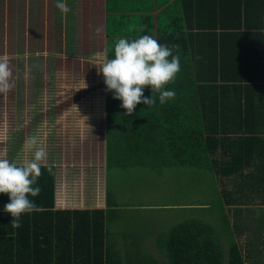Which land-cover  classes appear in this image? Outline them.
<instances>
[{
    "label": "trees",
    "instance_id": "trees-1",
    "mask_svg": "<svg viewBox=\"0 0 264 264\" xmlns=\"http://www.w3.org/2000/svg\"><path fill=\"white\" fill-rule=\"evenodd\" d=\"M117 1H109L107 11L108 58H114L118 39L150 35L170 48L178 45L173 55L179 54L181 70L175 81L165 86V90L175 91L174 99L160 104L158 94H154L155 104H137L131 116L125 115L122 101L115 99L114 90L108 91L105 84L109 166L155 160L159 172L165 164L209 170L215 165L218 176L233 179L232 189L222 190L225 205L239 206L257 198L264 203V77L260 69L252 71L247 60L250 57L252 64L254 59L264 60V0H199L188 18L196 27L194 33L186 32L182 16L163 26L160 20L139 15L137 10L132 14L118 11L123 6ZM189 35L201 43L195 64L183 58ZM211 54L212 62L207 66L202 58ZM242 81L248 84L243 86ZM143 92L145 97L152 95L150 86ZM218 149L222 154L219 159L213 157ZM41 171L33 186L42 191L36 197L29 196L39 210L22 214L21 227H12V217L4 211L9 196L0 193V264H142L140 260L145 264H247L250 257L257 263L258 239L243 247V253L232 238L225 256L206 220L184 221L167 232L168 260L152 258L150 263L138 257L135 263L136 243L114 247L107 242V217H118L119 213L111 214L112 209L109 213L110 207L56 208L55 167L51 173L45 168ZM111 186L109 179L106 187L112 197ZM123 250L131 253L126 263Z\"/></svg>",
    "mask_w": 264,
    "mask_h": 264
},
{
    "label": "rangeland",
    "instance_id": "rangeland-1",
    "mask_svg": "<svg viewBox=\"0 0 264 264\" xmlns=\"http://www.w3.org/2000/svg\"><path fill=\"white\" fill-rule=\"evenodd\" d=\"M18 1V4L16 0L15 3L21 9L20 15L36 18L28 22L25 21L26 25H30V29L24 40L16 44V40L12 39L13 35L10 33L11 38L3 43L5 53L19 52L24 49L26 53L10 59L9 67L12 77L9 82L12 87L3 96L0 94V109L3 103L7 102L9 119L19 121L21 126V128H17L16 123H9L4 130L3 125L8 121H0V157L6 156L8 160L16 161H24L30 157L32 159L34 149L26 150L25 141L28 137L35 136L32 134L34 125L42 123L40 124L43 132L42 140L38 139V146L46 148V162L56 165L60 171L61 179L63 177L71 179L73 188L70 187L69 180L57 181L64 196L68 194L69 197L66 198H70L72 191L81 193L85 191L86 187L87 190L90 187L93 191L105 193L102 179L94 181L92 176L97 175L96 166L101 164L104 167L106 163L104 162V151L107 119L103 106V91L106 87L103 73L98 72L97 69L99 63L93 62L95 55L91 54L94 51L92 39L88 40L86 36L91 35V28L89 27L90 30L86 28L84 33L81 30L83 29L81 25L83 14L86 15L85 22L91 23L92 21L93 25L99 26L104 25V14L97 13L93 17V12H90L86 5H82L80 0L73 1L72 6L70 2L67 3L71 9L67 14L61 13L56 8L57 0ZM27 11L29 12L27 13ZM8 14H10L9 17L4 19L3 16ZM14 16V4L11 11H4L0 8V33L1 31L8 33V29L12 28L16 20ZM36 21L39 23L38 25H34ZM164 21L170 20L165 19ZM51 22L60 26L61 39L65 40L66 36L72 35L61 28L65 23L73 28L66 29L76 30L75 36L78 38L70 36V40L63 43L57 30L55 38L57 45L50 44V29L53 25ZM39 25L40 37H38ZM20 29H23L21 23L17 24V31ZM98 36L105 41L103 28L101 35ZM11 39L12 44H10ZM54 50H63L65 54L54 55ZM84 93L90 96L87 103ZM78 101L83 104L82 107H85V114L79 112ZM90 104L92 108L89 107ZM0 112L2 113L1 110ZM24 112L30 118L26 122L23 119ZM78 115L82 117L71 123V118H77ZM69 120L70 125H56L61 136H58V133L57 136H49L48 132H51L49 128L52 129L53 121L65 123ZM11 125L14 128L9 130ZM73 156H80V165L79 158L72 159ZM101 156L103 162L99 160ZM95 164L97 165L95 166ZM129 164H126L129 170L125 165L119 169L115 167L110 169L107 172V177L114 181L113 186L110 187L114 200L117 202L121 195L125 196V201L122 204L126 208L121 209L120 216L126 219L130 229L135 232L137 240L136 246H133L134 256L140 254L157 260H168V254L165 252L167 250L165 249L167 232L178 223L188 220L208 221L226 256L232 239L230 232L232 223L228 209L222 200L221 190L222 186L226 188V184L222 185L220 176L215 175L213 170L196 166H187L181 171L175 169L177 167H172L165 169L168 170L167 172H155V170L150 171L148 167ZM101 172L103 175V168ZM230 184V182L227 184V188H230ZM77 186L78 189L75 188ZM128 194L131 195L129 198ZM245 204L248 206L245 208L246 210H255L256 212L264 210V206L256 203ZM199 205L207 207L201 208L203 206L199 207ZM114 209L116 206L111 210V214ZM230 212L232 213L231 209ZM248 218L249 216L244 221L240 220V223L234 227L235 238L238 240L237 235H242L245 244L248 236H244V234L247 233V235H251L250 237L254 235L252 242L258 238V246L261 240L264 241V223L248 220ZM140 219H144L148 223L146 230L137 222ZM115 223L118 224V220H115ZM239 227H243V229L237 233ZM122 228L129 229L128 226H122ZM152 233H154L153 237ZM258 249L260 251L257 263L251 262L250 257L247 259V264H264V243L259 244ZM243 250L245 253V248ZM121 254L124 263H126V257L131 258L130 252L125 253L123 250ZM140 262L145 264L143 260Z\"/></svg>",
    "mask_w": 264,
    "mask_h": 264
},
{
    "label": "crops",
    "instance_id": "crops-1",
    "mask_svg": "<svg viewBox=\"0 0 264 264\" xmlns=\"http://www.w3.org/2000/svg\"><path fill=\"white\" fill-rule=\"evenodd\" d=\"M73 1L76 2V0H66V3L70 2V5H71ZM109 1H111V0H80L79 1L82 5H86V7L89 9L90 12L94 13V14L92 13L93 17L97 13L104 14L103 18H104L105 22H104V25H102V26L93 25L92 21H91V23L85 22L86 15L85 14L82 15V23H81L82 28H83V29H81L82 32L84 33L86 28L89 29V30L91 28V35L90 36L86 35V36H87L88 40L92 39V45H94V51L91 54H93V55H95V53L107 51V41H106L107 40V33H106V29H107V11H108V5H110ZM114 1L115 0H112V3ZM118 1L123 6L122 8H119L120 10H118V11H123L124 12V11L127 10V12L129 14H132L133 12H135L137 10L136 13H138L139 15H141L140 13H142L145 16L149 15V16H151V18L153 17V19H155V20H160L161 23L163 24V26L172 25L169 21L165 22L164 21L165 19L174 22V21H176L179 18V16H182L183 19L181 18V21H184L186 32H190V30H191L194 33L195 30H196L195 29L196 27L191 26V24L188 22L189 21L188 18H190L193 15L192 13L195 11V9H193V8L197 5L199 0H118ZM16 3L18 4L19 1L17 2V0H16ZM16 3H15V0H0V8L4 9V11H6V10L11 11L12 6L14 4V7H15L14 19H16L14 21V24H13L12 28L8 29L9 30L8 33L7 32L3 33L2 31L0 33V37H1L0 44L2 43L0 45V56H3L5 54H7V55H9L12 58L14 56L22 55V54L26 53L25 49L24 50H20L19 52L5 53L6 50H4V47H3V43L6 40H9L11 37H12V39L16 40V44H18L21 40H24L26 35L29 32L28 30L30 29L29 28L30 25H26L25 21L28 22L31 19L33 20V19L36 18V17H32V16H27V15H20L21 14V9H20L19 6L16 5ZM199 7H201V5H199ZM122 9H124V10H122ZM113 10L116 11L115 9H113ZM200 10H202V9H200ZM28 12L29 11H27V13ZM9 15L10 14L4 15L3 18L7 19L9 17ZM92 15H91V17H92ZM10 19H12V18L10 17ZM96 20H98V17H96ZM19 23H21L23 29H20V30L17 31V24H19ZM51 23H53V25H52V27L50 29V44L56 46L57 43H55V38L57 36L56 35L57 30L59 31V38L61 39L60 26L56 25L55 22H51ZM38 24L39 23H37V21H36V23L34 25H38ZM68 27L72 28V26H70V25H68L66 23L62 24V26H61V28L63 30H66L65 31L66 33H68V34L72 33V35H68V36L65 35L66 36L65 40H63V38L61 39V41H63V43L65 41L70 40V36L72 38H76V39L78 38V37L75 36L76 30H72L73 28L72 29H66ZM38 28H39V32H38L39 36L38 37H40V35H41L40 34V25H39ZM102 28L104 29V34H105V37H106L105 41H103L102 38H100L98 36V35H101ZM192 28H194V29H192ZM97 29H100V31L97 32ZM71 30H72V32H71ZM10 33H12L13 36L10 37V35H9ZM82 36H84V35H82ZM34 37L38 38L36 36H34ZM188 37H189L188 38L189 40L185 42V44L187 46V49L183 53V58H184V60H187L189 62L192 61L195 64L196 62H199V58H200V44L201 43H200V41H196V38H195L194 35H189ZM12 39L10 40V44H12ZM246 39L247 40H251V39H255V37H246ZM258 40H260V42H261L262 38L259 37ZM197 43H198V51L196 49V44ZM7 51H8V49H7ZM197 53H198V56H197ZM53 54L54 55H59V54H65V52H63V50H61V51L54 50ZM217 54H218V58L220 59V54L219 53H217ZM211 59H212V54L208 58L203 57L202 58V62L206 63L207 66H209L211 64V62H212ZM247 60L249 62L250 69L252 71H254L255 73H256L257 70L260 69L261 70V76L264 77V60L262 62H259V61H255V59H254L253 60V64H252V60L250 59V57H248ZM209 61H211V62L208 64ZM205 66L206 65H204V66L202 65V68H204V70H206ZM198 69H200V68H198ZM236 83H238V82H236ZM242 84L244 86V85H246L248 83H246L245 81H242ZM82 90L84 91V88H82ZM0 94L3 96V94H5V93H0ZM84 94H86V93H84ZM85 96L87 98V100H86V103H87L90 96L87 95V94ZM255 97L259 101L260 97L258 95L255 96ZM6 104H7V102H4L3 105L1 106V109H0L2 111V113L0 112V121H8V123L3 125V129L9 123H12V124L16 123L18 125L17 128H21V126L19 125V121H17V120L14 121L13 119H9V112H8L9 109L6 106ZM81 105H83V104H81L80 101H78L77 102V108L80 109L79 112H82L83 114H85V110H84L85 107H82ZM89 107L92 108L91 104L89 105ZM93 109H95V108H93ZM104 114H105V107H104ZM23 115H24L23 116L24 122L30 120V118L25 115V112L23 113ZM81 117L82 116L78 115L77 118H71L72 119L71 123L73 121L81 118ZM105 118H106V114H105ZM40 124H42V123H40ZM40 124H38L36 126L34 125V127L32 128V134H34L39 140H42L41 137H42L43 132H42V125H40ZM66 124L70 125V120L68 122H65V123H63V122L56 123L55 121H53L52 129L49 128V130L51 131V132H48L49 136L52 137V136H57V133L59 134L58 128H57L56 125H66ZM13 128L14 127L11 125L9 127V130H11ZM105 128H106V126H105ZM1 134H3V133H1ZM29 134H31V133H29ZM58 136H61V134H59ZM95 155H96V153H95ZM221 155H222L221 154V150L218 149L216 151V154L213 155V157L219 159L221 157ZM82 156H83V154H82ZM30 158H29V160H30ZM75 158H79V165H80V156L79 157H74L73 156L72 159H75ZM225 159H227V157H225ZM99 160L101 162H103L102 156L99 157ZM22 162H23V160H22ZM104 162H106L104 167H102L101 164L98 165V166H96L97 164H95V166H96L95 167V170H96L95 172L97 174L96 175L97 177L93 175L92 176V180L98 181V179H99L101 181V179H102V182H104L105 193H101V191L100 192L93 191V190L90 189V187H89V190H87V187H86L85 191H83L81 193L77 192V191H76V193H74V191H72V196L70 198H66V197H69L68 194H66L64 196V194L62 193L61 186L59 187L57 185V181H59V180H69V182H70L71 179H66V177H63V179H61L60 171H59V169L56 168V165L54 163H52V162L48 163V164L54 165V167H55V185H56L55 186V190H56V192H55L56 193L55 207L56 208H70V209L103 208L105 210L110 207V209L108 210L109 213H110V210L113 209L114 206H116V209H114V211L120 214L121 213V209H125L126 208L122 204V202L125 201V196L121 195L119 197V200L116 202L114 200V198H113V195H112V197H111V195H108L107 187H106V181L109 180V178L107 177V172H109L110 169L114 168V167H110L109 164H108V161H107L106 136H105ZM155 164H156V162H155V160H153L152 162L145 161L144 163H140V165L136 164V166L148 167L150 169V171H154L155 170V172H158L157 171V165L155 167ZM129 165L135 166L133 163H130ZM172 167H177L175 169H177L178 171H181V169H184L185 167H187V165H184V164L183 165H177V164H174V163L173 164H165L161 168H159V172L160 171L161 172H167L168 170H165V169H171ZM190 167H192V166H190ZM102 168L104 169V174L103 175H102V172H101ZM115 168L116 169L122 168V165L118 164V165L115 166ZM126 168L128 169L127 166H126ZM212 170H213L214 174L217 175L215 165H213ZM248 170L249 169H245L244 172H247ZM182 171H184V170H182ZM103 176H104V178H103ZM220 179H221L222 185L226 184V188H224L222 186V190H231L232 189V186L234 185V183L231 182L232 178L230 179V178H222L221 177ZM110 181H112L113 184H114V181L112 179ZM229 182L231 183L230 184V188H227V184H229ZM70 185H71L70 187L73 188L71 182H70ZM75 188L78 189V186L75 187ZM222 190H221V194H222ZM108 196L111 197L110 201H109V197ZM130 196L131 195L128 194V198ZM69 199H70V201H69ZM257 200H258V202H257ZM251 203H256L258 205L264 206V203L259 198H257L256 200L255 199L252 200L249 203V205ZM245 205H246L245 203L244 204L242 203V205H239V206H235V205L234 206L233 205L228 206V205H225V207L228 209V214L230 215V221L232 223L231 224V226H232V233H231L232 234V238L236 241V243L238 244L239 247H242V250H243V247H245L246 245L250 244V241L253 239L254 235L252 237H250L251 235H247V233H245L244 236H248V239H247L246 243L244 244L243 243L244 237L242 235L240 236L238 234L237 237L239 239L236 240L235 235H234V227L237 226L238 223H240V220L244 221V219H246V217H248V216H249L248 220H253V221H256V222H263L264 223V210H257V212L255 210H246L245 208H248V206H245ZM169 206H174V205H169ZM201 206H203V207H201ZM199 207L206 208L207 206L199 205ZM230 209H231L232 213L230 212ZM235 209H237V210H235ZM114 211H113L112 214H114ZM115 220H118V224H116V223L114 224ZM137 222L139 223V225L143 229H145L147 227L148 223L146 222V220L140 219ZM122 226L123 227L128 226L129 229H124V228H122ZM258 227H259V225H258ZM242 229H243V227H239L238 228L239 231L237 233L241 232ZM107 232H108L107 237H106L107 238V242L109 244L113 245L114 247H117V246L118 247H121V246L124 247L125 244L128 241L132 242V243H136V240H137L134 230L130 229V225H128L126 223V219L121 217V216L115 217L114 215H111V217L110 216L107 217ZM151 236L153 237L154 233H152ZM256 239H258V238H256ZM261 243H264V241L262 242V240H261L259 242V244L261 245ZM259 244H258V247H259ZM138 257H142V259H146L148 262H150L151 259H152V258L141 256L140 254H138L136 256H134V254H133L132 261H134L135 263L139 262Z\"/></svg>",
    "mask_w": 264,
    "mask_h": 264
},
{
    "label": "clouds",
    "instance_id": "clouds-1",
    "mask_svg": "<svg viewBox=\"0 0 264 264\" xmlns=\"http://www.w3.org/2000/svg\"><path fill=\"white\" fill-rule=\"evenodd\" d=\"M55 6L63 14L71 11L66 0H57ZM173 48H178V45L170 48L159 44L150 35H142L132 40L118 39L112 59L108 58L107 51L95 54L93 62L99 63L97 69L103 73L107 90H114V98L122 101L125 115L131 116L137 104H155L157 97L154 94H158L160 104L175 98V91L165 90L181 70L179 54L173 55ZM10 59L7 54L0 56V93H7L12 87L9 82L12 77ZM145 86L151 87V97L144 96ZM24 146L29 151L34 149L32 159L18 164L6 156L0 157V193L9 196L10 202L4 205V211L11 215L10 223L14 229L21 227L22 214L39 210L29 196L36 197L42 191L39 186H33L42 175L41 169L51 173L54 166L46 162V148L38 146L36 136L28 137Z\"/></svg>",
    "mask_w": 264,
    "mask_h": 264
}]
</instances>
